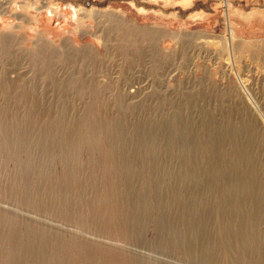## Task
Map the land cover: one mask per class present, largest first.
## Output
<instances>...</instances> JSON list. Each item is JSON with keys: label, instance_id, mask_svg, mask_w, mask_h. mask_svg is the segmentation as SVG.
I'll return each mask as SVG.
<instances>
[{"label": "rangeland", "instance_id": "rangeland-1", "mask_svg": "<svg viewBox=\"0 0 264 264\" xmlns=\"http://www.w3.org/2000/svg\"><path fill=\"white\" fill-rule=\"evenodd\" d=\"M0 264H264V0H0Z\"/></svg>", "mask_w": 264, "mask_h": 264}, {"label": "bare ground", "instance_id": "bare-ground-1", "mask_svg": "<svg viewBox=\"0 0 264 264\" xmlns=\"http://www.w3.org/2000/svg\"><path fill=\"white\" fill-rule=\"evenodd\" d=\"M120 232V231H119ZM124 235V234H123ZM106 245V244H105ZM112 253H114V252H112ZM103 258V257H102ZM114 261V260H113Z\"/></svg>", "mask_w": 264, "mask_h": 264}]
</instances>
